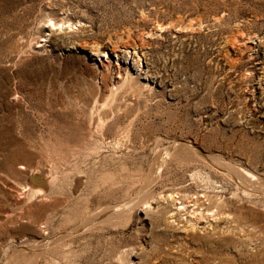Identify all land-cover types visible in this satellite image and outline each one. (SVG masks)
<instances>
[{
  "label": "rangeland",
  "instance_id": "1",
  "mask_svg": "<svg viewBox=\"0 0 264 264\" xmlns=\"http://www.w3.org/2000/svg\"><path fill=\"white\" fill-rule=\"evenodd\" d=\"M0 264H264V0H0Z\"/></svg>",
  "mask_w": 264,
  "mask_h": 264
},
{
  "label": "bare ground",
  "instance_id": "2",
  "mask_svg": "<svg viewBox=\"0 0 264 264\" xmlns=\"http://www.w3.org/2000/svg\"><path fill=\"white\" fill-rule=\"evenodd\" d=\"M96 54H98V52L96 53ZM176 145V144H175ZM177 146V145H176ZM179 147V146H178ZM173 149H174V151H175V147H173ZM180 153V152H179ZM202 157V156H201ZM211 157V156H210ZM217 158V157H216ZM222 160V159H221ZM216 163V162H215ZM219 164V163H218Z\"/></svg>",
  "mask_w": 264,
  "mask_h": 264
}]
</instances>
